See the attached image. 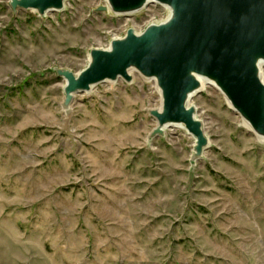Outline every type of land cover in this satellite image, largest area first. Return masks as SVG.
Listing matches in <instances>:
<instances>
[{
    "label": "rangeland",
    "instance_id": "rangeland-1",
    "mask_svg": "<svg viewBox=\"0 0 264 264\" xmlns=\"http://www.w3.org/2000/svg\"><path fill=\"white\" fill-rule=\"evenodd\" d=\"M10 2L0 0V264H264V140L217 88L189 101L209 140L195 161L185 128L151 137L162 97L137 71L63 108L56 69L78 75L92 50L166 21V8L115 15L104 0H66L39 16Z\"/></svg>",
    "mask_w": 264,
    "mask_h": 264
},
{
    "label": "water",
    "instance_id": "water-1",
    "mask_svg": "<svg viewBox=\"0 0 264 264\" xmlns=\"http://www.w3.org/2000/svg\"><path fill=\"white\" fill-rule=\"evenodd\" d=\"M65 1L11 0L10 6L15 12L31 10L44 16L62 11ZM106 1L115 15L135 13L154 3L167 7L170 17L140 34L130 29L107 50H92L88 67L78 75L56 69L66 81V111L75 95L120 78L131 83L130 72L137 71L156 81L162 97L161 110L150 111L158 124L151 137L163 135L167 127L185 128L196 141L195 161L209 147V140L189 101L201 91V79H205L264 140V0Z\"/></svg>",
    "mask_w": 264,
    "mask_h": 264
},
{
    "label": "bare ground",
    "instance_id": "bare-ground-1",
    "mask_svg": "<svg viewBox=\"0 0 264 264\" xmlns=\"http://www.w3.org/2000/svg\"><path fill=\"white\" fill-rule=\"evenodd\" d=\"M106 1V0H104ZM107 2V1H106ZM165 7V6H164ZM166 9L169 11V9L166 7ZM170 17V11H169V16ZM264 81V80H263ZM208 84H210L207 80L201 79V90H203ZM211 85V84H210ZM213 86V85H212ZM175 127V126H174Z\"/></svg>",
    "mask_w": 264,
    "mask_h": 264
},
{
    "label": "built area",
    "instance_id": "built-area-1",
    "mask_svg": "<svg viewBox=\"0 0 264 264\" xmlns=\"http://www.w3.org/2000/svg\"><path fill=\"white\" fill-rule=\"evenodd\" d=\"M164 7V6H163ZM166 8V7H165ZM167 10V9H166ZM168 11V10H167ZM168 13H169V11H168Z\"/></svg>",
    "mask_w": 264,
    "mask_h": 264
}]
</instances>
